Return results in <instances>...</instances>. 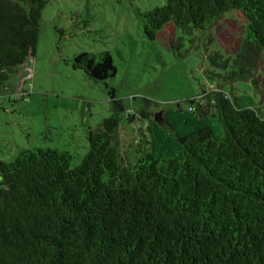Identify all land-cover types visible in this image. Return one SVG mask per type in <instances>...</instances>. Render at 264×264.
Returning a JSON list of instances; mask_svg holds the SVG:
<instances>
[{
	"label": "trees",
	"instance_id": "obj_1",
	"mask_svg": "<svg viewBox=\"0 0 264 264\" xmlns=\"http://www.w3.org/2000/svg\"><path fill=\"white\" fill-rule=\"evenodd\" d=\"M47 3L0 0V81L34 55ZM138 18L167 50L225 19L232 51L205 55L208 76L264 93V0H165ZM73 67L97 82L116 75L108 51L79 52ZM119 120L88 130L78 164L62 147L0 160V264H264V111L203 85L151 121L132 158Z\"/></svg>",
	"mask_w": 264,
	"mask_h": 264
},
{
	"label": "rangeland",
	"instance_id": "obj_2",
	"mask_svg": "<svg viewBox=\"0 0 264 264\" xmlns=\"http://www.w3.org/2000/svg\"><path fill=\"white\" fill-rule=\"evenodd\" d=\"M164 2L48 0L34 55L0 81V160L10 162L23 149L62 147L73 152L74 164H78L87 150L88 130L114 113L120 117L119 149L124 157L132 158L142 139H149L151 121L163 123L170 106L184 104L203 85L225 89L242 106L264 111V93L251 82L222 83L207 74L210 52L221 49L220 45L232 51L221 36L230 35L225 19L218 33L207 31L204 40L185 38L176 50H167L145 36L138 11ZM229 18L241 20L234 14ZM82 51H108L116 75L106 83L97 82L74 68L73 58ZM111 88L115 97L108 93ZM117 100L123 110L114 103ZM131 115L134 119L129 120Z\"/></svg>",
	"mask_w": 264,
	"mask_h": 264
}]
</instances>
